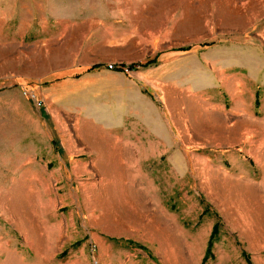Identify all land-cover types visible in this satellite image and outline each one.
<instances>
[{"label":"rangeland","instance_id":"374dc122","mask_svg":"<svg viewBox=\"0 0 264 264\" xmlns=\"http://www.w3.org/2000/svg\"><path fill=\"white\" fill-rule=\"evenodd\" d=\"M241 250L264 264V0H0V264Z\"/></svg>","mask_w":264,"mask_h":264},{"label":"trees","instance_id":"16d2710c","mask_svg":"<svg viewBox=\"0 0 264 264\" xmlns=\"http://www.w3.org/2000/svg\"><path fill=\"white\" fill-rule=\"evenodd\" d=\"M187 48H189V45L177 47V49H179V50H184V49H187ZM156 58H157V53L154 54L153 56L148 57V58H146V59H144L142 61H139V62H130V63H127V64L120 63L117 66L114 65L115 66L114 68H116V70H122L123 67L129 68V69H135V68H138V67H145V66H148V65L155 64L157 62ZM100 65H102V64L98 63V62L97 63H93V64H90L88 67H86V69L89 70V69H92L94 67H98ZM110 65H111V67H109V68H113V65L112 64H110ZM106 67H108V66L106 65ZM218 230H219V221L215 220V221H213V223L211 225V228H210L207 240H206L204 253H203L202 257H201V262H205L207 258H211L212 257L211 247H212L213 241L217 237ZM109 238L112 239L115 242H118V240H121L122 242L125 241L126 243L133 244L135 246H139V247L145 248L143 245H141L139 243H136V242H133L130 239H122V238H115V237H109ZM241 253L245 254L244 257H245L246 262L248 261L249 264H252L251 261L249 260L248 256H247V254L245 253V251L241 250Z\"/></svg>","mask_w":264,"mask_h":264},{"label":"built area","instance_id":"2783aa9c","mask_svg":"<svg viewBox=\"0 0 264 264\" xmlns=\"http://www.w3.org/2000/svg\"><path fill=\"white\" fill-rule=\"evenodd\" d=\"M108 67H111V65H110V64H108Z\"/></svg>","mask_w":264,"mask_h":264}]
</instances>
